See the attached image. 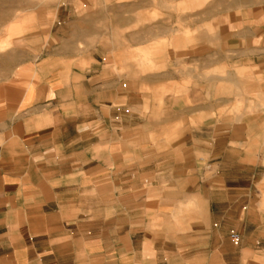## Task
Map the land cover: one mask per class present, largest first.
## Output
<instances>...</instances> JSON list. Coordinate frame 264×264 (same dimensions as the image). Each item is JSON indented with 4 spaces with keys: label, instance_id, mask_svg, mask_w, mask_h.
I'll list each match as a JSON object with an SVG mask.
<instances>
[{
    "label": "crops",
    "instance_id": "obj_1",
    "mask_svg": "<svg viewBox=\"0 0 264 264\" xmlns=\"http://www.w3.org/2000/svg\"><path fill=\"white\" fill-rule=\"evenodd\" d=\"M258 1L212 61L78 25L0 87V264H264V116L222 110L264 77Z\"/></svg>",
    "mask_w": 264,
    "mask_h": 264
},
{
    "label": "rangeland",
    "instance_id": "obj_2",
    "mask_svg": "<svg viewBox=\"0 0 264 264\" xmlns=\"http://www.w3.org/2000/svg\"><path fill=\"white\" fill-rule=\"evenodd\" d=\"M256 2L259 1L0 0V87L19 79L27 63L60 48L69 49L71 41L75 42L69 33H75L78 25L94 29V38L120 40L132 49L135 44L145 73L161 69L156 61H165L167 54L169 68L176 70L187 68L197 57L212 61L213 53L225 47V38L249 17ZM198 48L204 49L205 55L197 54ZM238 76L244 80L248 77L253 87L248 93L245 87L244 93L239 89L233 107L224 106L223 113H242L248 98V111L255 117L264 116V77L256 71L251 76L246 69L238 70ZM207 171L209 176L213 173L210 167ZM254 190L264 194V181Z\"/></svg>",
    "mask_w": 264,
    "mask_h": 264
},
{
    "label": "built area",
    "instance_id": "obj_3",
    "mask_svg": "<svg viewBox=\"0 0 264 264\" xmlns=\"http://www.w3.org/2000/svg\"><path fill=\"white\" fill-rule=\"evenodd\" d=\"M235 240H239V236L237 234H233Z\"/></svg>",
    "mask_w": 264,
    "mask_h": 264
}]
</instances>
